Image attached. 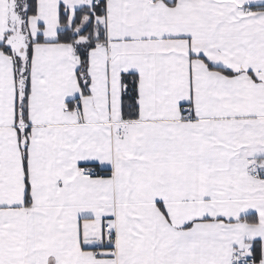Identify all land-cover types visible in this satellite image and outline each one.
I'll return each mask as SVG.
<instances>
[{
    "label": "snow or ice",
    "instance_id": "1",
    "mask_svg": "<svg viewBox=\"0 0 264 264\" xmlns=\"http://www.w3.org/2000/svg\"><path fill=\"white\" fill-rule=\"evenodd\" d=\"M0 264H264V0H0Z\"/></svg>",
    "mask_w": 264,
    "mask_h": 264
}]
</instances>
